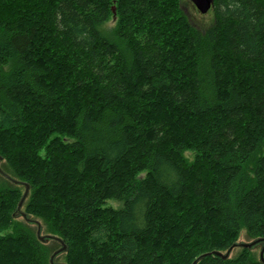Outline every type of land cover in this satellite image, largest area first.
<instances>
[{"label": "trees", "instance_id": "obj_1", "mask_svg": "<svg viewBox=\"0 0 264 264\" xmlns=\"http://www.w3.org/2000/svg\"><path fill=\"white\" fill-rule=\"evenodd\" d=\"M180 2L0 0V168L64 264H260L212 253L264 238V0ZM23 191L0 264H49Z\"/></svg>", "mask_w": 264, "mask_h": 264}, {"label": "water", "instance_id": "obj_2", "mask_svg": "<svg viewBox=\"0 0 264 264\" xmlns=\"http://www.w3.org/2000/svg\"><path fill=\"white\" fill-rule=\"evenodd\" d=\"M187 1H189L201 15L207 14L210 11L212 7V3H213V0H187ZM1 160L2 158L0 157V162ZM0 177H2L3 179L7 180L8 182H10L11 184L15 186L24 188V191L17 203L15 212L13 213L12 216L14 218H21L26 224L34 226L36 228V232H35L36 239L41 244H47L49 241H55L59 243L60 247L54 253L51 254L49 258V264H64V263L56 262L57 257L63 254L64 252H66V246L62 242V240L52 235H44L42 233V227L40 223L37 220L31 219L27 214H25L21 210L22 205L24 201L26 200L28 193H29V185H27L26 183L17 181L16 179L10 177L8 174L3 172L1 168H0ZM233 249H248V250L257 249L258 250V261L260 264H264V238H258L250 242H236L224 254H221L219 252H213L212 254L220 257L223 260H226L230 257ZM203 256L198 257L191 264H197L203 258Z\"/></svg>", "mask_w": 264, "mask_h": 264}, {"label": "rangeland", "instance_id": "obj_3", "mask_svg": "<svg viewBox=\"0 0 264 264\" xmlns=\"http://www.w3.org/2000/svg\"><path fill=\"white\" fill-rule=\"evenodd\" d=\"M181 8L183 10V12L185 13L189 23L191 24V26H193L195 29L198 30H203L204 28L208 27L211 25L212 23V13L209 11L207 14L201 15L196 9L195 7L187 0H181ZM113 25V22H110L106 25V27H111ZM109 205L116 207L117 204L115 203H109ZM34 231V229H33ZM44 233V231H43ZM249 240L245 238V232L244 230H242L239 234L238 240L237 242H248ZM58 247L57 246H52L49 249V252H53L54 250H56ZM254 254L257 256L258 255V250L255 249ZM54 253V252H53ZM239 253V249H234L231 253V257L234 255H237ZM56 262L58 263H62L64 262V259L62 256H60Z\"/></svg>", "mask_w": 264, "mask_h": 264}]
</instances>
